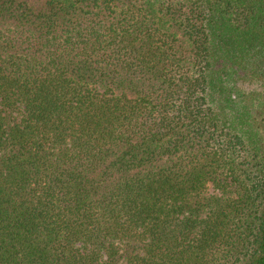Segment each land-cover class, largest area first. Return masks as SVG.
Listing matches in <instances>:
<instances>
[{"label": "trees", "instance_id": "trees-1", "mask_svg": "<svg viewBox=\"0 0 264 264\" xmlns=\"http://www.w3.org/2000/svg\"><path fill=\"white\" fill-rule=\"evenodd\" d=\"M0 264H264V0H0Z\"/></svg>", "mask_w": 264, "mask_h": 264}, {"label": "rangeland", "instance_id": "rangeland-1", "mask_svg": "<svg viewBox=\"0 0 264 264\" xmlns=\"http://www.w3.org/2000/svg\"><path fill=\"white\" fill-rule=\"evenodd\" d=\"M243 86L248 87V86H253L252 84H243Z\"/></svg>", "mask_w": 264, "mask_h": 264}]
</instances>
